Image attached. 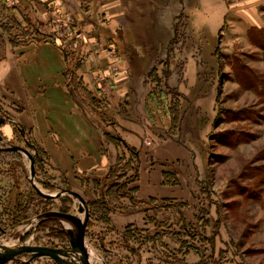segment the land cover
<instances>
[{
  "label": "rangeland",
  "instance_id": "374dc122",
  "mask_svg": "<svg viewBox=\"0 0 264 264\" xmlns=\"http://www.w3.org/2000/svg\"><path fill=\"white\" fill-rule=\"evenodd\" d=\"M15 1L0 0V57L8 46L43 37L66 48L84 43L72 15L54 13L46 24L30 18L35 24L27 28L9 8ZM151 1L153 12L136 21L145 54L136 51L130 63L139 81L150 71L156 110L172 119L149 139L174 144V156L152 161L142 151L139 160L122 147L109 169L73 190L48 169L32 137L12 125L18 107L0 95V149L13 150L0 151V246L70 251L77 225L57 216L68 214L85 224L88 264H264V1ZM96 121L116 138L112 119L110 127ZM151 172L158 195L134 198ZM62 191L83 203L66 193L41 196ZM69 256L67 263H79ZM0 264L55 263L26 253Z\"/></svg>",
  "mask_w": 264,
  "mask_h": 264
},
{
  "label": "crops",
  "instance_id": "0c3cea01",
  "mask_svg": "<svg viewBox=\"0 0 264 264\" xmlns=\"http://www.w3.org/2000/svg\"><path fill=\"white\" fill-rule=\"evenodd\" d=\"M156 5L151 0H20L11 7L6 3L23 16L27 28L36 21L55 20L54 13H68L79 32L86 34L82 46L72 42L66 48L46 37L8 46L0 60V95L8 105L18 107L9 116L12 125L32 137L44 153L48 169L56 178L71 182L73 190L83 188L95 173L109 169L117 161L115 150L122 147L130 155L137 152L139 160L142 151L150 153L152 161L175 154L174 144L149 139L172 119L167 109L161 116L156 110L159 104L148 80L150 71L139 81L132 76L130 63L136 51L143 57L146 50L139 42L137 17L153 12ZM96 119L108 127L112 119L116 138L101 130ZM12 128L3 129L6 141L13 137ZM150 175V179L138 181L141 192H135L134 198L137 194L144 199L158 195V179L152 172Z\"/></svg>",
  "mask_w": 264,
  "mask_h": 264
},
{
  "label": "water",
  "instance_id": "95a60500",
  "mask_svg": "<svg viewBox=\"0 0 264 264\" xmlns=\"http://www.w3.org/2000/svg\"><path fill=\"white\" fill-rule=\"evenodd\" d=\"M65 193L77 198L80 203H83L82 199H80V197H78L77 194H74L69 191H62L60 194L54 197H59ZM41 196L43 195L41 194ZM43 197L48 198L47 196H43ZM57 216L62 219L72 221L77 225L78 233L76 237L71 236L72 243H71L70 251L50 249V248H45V247H36V246L22 247L19 249H15V248L10 249V248L0 246V262H3L8 257H14V256L21 255V254L31 253L36 256L49 258L55 264H69L65 261H62L60 256L64 255V257H68L70 254H74L79 261L78 264H88L84 260V257H83V242H84L85 224H82L80 220H78L72 215L57 214Z\"/></svg>",
  "mask_w": 264,
  "mask_h": 264
},
{
  "label": "bare ground",
  "instance_id": "6f19581e",
  "mask_svg": "<svg viewBox=\"0 0 264 264\" xmlns=\"http://www.w3.org/2000/svg\"><path fill=\"white\" fill-rule=\"evenodd\" d=\"M11 245H13V244L10 242V244H7L6 246H1V247H6V248L9 247L10 249H12L11 247H13V246H11ZM60 257H61L62 261H65L66 262V258H68L70 256L64 257V255H63V256H60Z\"/></svg>",
  "mask_w": 264,
  "mask_h": 264
},
{
  "label": "flooded vegetation",
  "instance_id": "af4514ba",
  "mask_svg": "<svg viewBox=\"0 0 264 264\" xmlns=\"http://www.w3.org/2000/svg\"><path fill=\"white\" fill-rule=\"evenodd\" d=\"M0 151H2V153H10V152H13V150L10 148V149H0Z\"/></svg>",
  "mask_w": 264,
  "mask_h": 264
},
{
  "label": "trees",
  "instance_id": "16d2710c",
  "mask_svg": "<svg viewBox=\"0 0 264 264\" xmlns=\"http://www.w3.org/2000/svg\"><path fill=\"white\" fill-rule=\"evenodd\" d=\"M1 59H2V57H0V60H1ZM131 154H132V153H131ZM124 194H125V193H123V196H124ZM112 195H113V194H112ZM129 195H130V194H129ZM92 205H95V203H94V204H92Z\"/></svg>",
  "mask_w": 264,
  "mask_h": 264
}]
</instances>
